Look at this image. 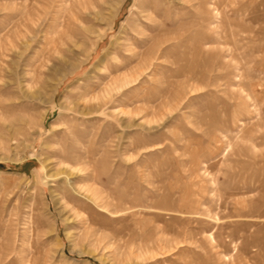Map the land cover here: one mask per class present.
I'll use <instances>...</instances> for the list:
<instances>
[{
    "label": "rangeland",
    "instance_id": "1",
    "mask_svg": "<svg viewBox=\"0 0 264 264\" xmlns=\"http://www.w3.org/2000/svg\"><path fill=\"white\" fill-rule=\"evenodd\" d=\"M0 264H264V0H0Z\"/></svg>",
    "mask_w": 264,
    "mask_h": 264
}]
</instances>
